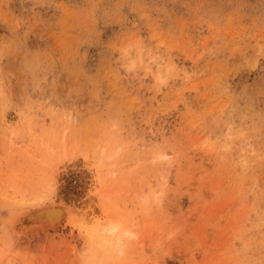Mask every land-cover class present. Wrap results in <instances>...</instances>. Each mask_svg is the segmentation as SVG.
Segmentation results:
<instances>
[{
	"label": "rangeland",
	"instance_id": "374dc122",
	"mask_svg": "<svg viewBox=\"0 0 264 264\" xmlns=\"http://www.w3.org/2000/svg\"><path fill=\"white\" fill-rule=\"evenodd\" d=\"M133 41L178 77L124 71ZM40 201L89 228L27 240ZM0 264H264V0H0Z\"/></svg>",
	"mask_w": 264,
	"mask_h": 264
},
{
	"label": "clouds",
	"instance_id": "9594fccd",
	"mask_svg": "<svg viewBox=\"0 0 264 264\" xmlns=\"http://www.w3.org/2000/svg\"><path fill=\"white\" fill-rule=\"evenodd\" d=\"M119 61L124 71L138 75L143 72L145 76H151L152 86L156 90L163 89L168 86L172 79L180 74V69L171 61L158 53H154L142 41L129 42L119 48ZM151 153V163L162 166L161 183L166 184L165 170L172 164V157L160 145H152L148 149ZM163 190L152 193H145L143 200L147 203L149 200L159 204L162 203ZM102 232L115 237V244L118 251L123 252V248L119 246L125 241L135 238L132 229H123L121 224L110 222L104 225Z\"/></svg>",
	"mask_w": 264,
	"mask_h": 264
},
{
	"label": "bare ground",
	"instance_id": "6f19581e",
	"mask_svg": "<svg viewBox=\"0 0 264 264\" xmlns=\"http://www.w3.org/2000/svg\"><path fill=\"white\" fill-rule=\"evenodd\" d=\"M4 71L6 72L5 69ZM7 74H9L8 76H9V79L11 80L13 75L11 76L10 73H7ZM9 79L8 81H10ZM41 201L37 202L38 204L36 205L35 208L28 210V211L22 210L14 214L12 220L9 219L12 222V223L11 222L9 223L14 226L12 227L13 230L17 233H21L27 240L28 239L30 240L37 236H41L42 234L59 233L62 230H65L66 228H68L69 226H72L74 228H84V229L88 227V226H85V221L80 216V214L77 211L73 210L72 208H67V207L65 208L63 207V205H60V204H56V205L54 204L53 206H47L49 204L45 205V202H41ZM108 216L109 215H106V214H102L101 216H99L97 218L99 222L96 219L97 222H95L93 226H91V230L95 235L98 236L99 239H102L103 242L110 241L115 244V237L110 236L107 233L101 231L102 227L110 222H116L120 224V222H118L116 219L111 218L112 217L111 215L110 217ZM134 234H135V238H137L138 235L135 232Z\"/></svg>",
	"mask_w": 264,
	"mask_h": 264
}]
</instances>
